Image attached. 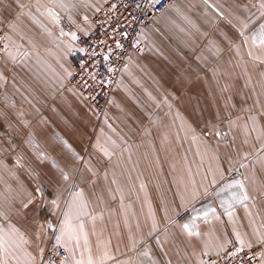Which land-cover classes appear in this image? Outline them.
Listing matches in <instances>:
<instances>
[{
    "label": "crops",
    "instance_id": "0c3cea01",
    "mask_svg": "<svg viewBox=\"0 0 264 264\" xmlns=\"http://www.w3.org/2000/svg\"><path fill=\"white\" fill-rule=\"evenodd\" d=\"M104 1L0 0L6 42L0 53V145L33 147V152L23 147L0 151V160L19 163L14 172L25 182L0 187V264H40L50 216L60 237L57 246L66 252L59 264H88L89 257L93 264H199L202 252H218L230 242L260 245L259 264H264V117L258 120L260 132L250 135L245 129L239 134L242 140L232 141L240 145L239 152L234 149L227 159L219 154L241 161L229 172L227 186L220 183L227 170L222 172L219 157L209 154L216 167L206 168L204 177L194 181L186 157L175 156L172 144L156 151L157 144L171 143L170 133L160 130L158 140L149 122L140 131L141 120L135 122L140 106L123 104L128 79L161 86L173 103L170 112L180 111L199 130L200 136L189 137L188 123L182 126L187 143H203L208 133L178 97L212 95V110L220 111L218 96H258L249 110L259 115L264 109L259 100L264 96V56L254 48L264 46L253 43V37L264 25V0H170L143 26L137 42L145 52L140 54L139 47L133 51L96 120L68 77L82 48L79 37L90 32L91 16ZM156 38L167 49L188 54L205 49L197 63H211L213 78L197 79L211 80L210 90L191 86L195 77L189 67L176 72L180 57L162 69L164 61L150 55ZM173 79L181 81L180 90L167 83ZM150 90L157 96V87ZM162 159L169 167L163 175L157 173ZM37 160L74 162L69 171L78 169L83 183L49 187L48 192L63 190L69 197L43 202L40 186L28 179L33 174L40 178L38 165L27 164ZM66 213L72 227L62 235Z\"/></svg>",
    "mask_w": 264,
    "mask_h": 264
},
{
    "label": "rangeland",
    "instance_id": "374dc122",
    "mask_svg": "<svg viewBox=\"0 0 264 264\" xmlns=\"http://www.w3.org/2000/svg\"><path fill=\"white\" fill-rule=\"evenodd\" d=\"M154 45V47L150 48V55L151 57H153V55H157L162 61H164V64L159 65L160 67L162 66V69L166 67V63H168L171 58L176 59L177 57H180V62L178 63L179 65L176 69V72H179L181 70V67H189L195 77L193 80H189V83L195 84L191 86H193L194 88H199L200 92H202L201 87L206 91L210 90L209 87L213 83L211 80L203 78L197 79V77L204 75H209L210 78H213V75L210 72L212 71L213 67L211 63H209V65H202L203 63H197V60H199V58L202 59V52L205 51V49H193L194 52L192 51V54H188L186 49H167L164 43L157 38L154 41ZM138 47L137 51H141L140 54H143L142 52H145V47H143L141 44H139ZM171 50L173 52V57H170ZM254 52H256L258 55L262 54L264 56V48H254ZM204 68L209 72L204 73ZM162 82L165 84L164 80H162ZM167 83L169 84V86L173 87L174 90H180L181 88L180 80L173 79L167 81ZM152 87H157V96H154L152 94L150 90V88ZM158 87L161 86H155L152 82H150V80L143 81L141 79H138L137 77L128 79V81L124 84L123 104L126 107L127 105H139L141 107H138L140 111L136 112V115H138V117L135 119L136 123L141 120L140 131L143 130L142 126L145 124V122H149V124H151L153 128H156L158 140H160V130H166L168 134L170 133L169 136L171 143L167 145L161 144L162 146L157 144L156 151L159 153L164 152L163 148L172 144V153L175 156L180 157L181 155H183L186 157L187 162L184 163L187 165L190 174L194 175L193 180L196 182L200 180V178L204 177L206 168L216 167L213 158L214 156L219 157L222 172H225L224 170H227L226 173L221 176L220 183H224V185L228 186L230 182V179L228 177L229 172L233 170L235 165L238 166V164L241 163L240 160L230 161L229 158L228 160H226L229 156V153L234 152V149L236 152L240 151V145H234L232 141L234 139H236V141L242 140L239 137V134L242 131L244 132L245 129L248 133H250V135H252V133L255 131L260 132L259 128L261 125H263L258 120L261 118L263 119L264 109H262V112L259 113V115H254V112L251 113L249 110V106H251L250 103L252 102V100H258V96L248 98L239 96L226 98L218 96V99L220 100V107L222 109L220 111L212 110V106L210 105L213 98L212 95L178 97V99H183L184 101H186L184 103H186V105L190 108L189 114L193 117V119H195L196 121H200L201 123H205V126L202 130L208 133L207 136L205 135L206 140L202 138L203 143L201 141L200 143H187L184 137V134L187 132V130H184L185 128H182V126L188 123L189 128L192 132V134L190 135L188 131L189 137L195 136V134L196 136H200V134H198L199 130L197 129V126L192 124L189 118H187L180 111L175 110V108H173V110L170 112L169 106L173 103L164 94V91H161ZM259 100H261V103L264 104V96L259 97ZM94 117L96 120L101 118L97 117L95 113ZM169 123H171V126ZM212 136L213 138H211ZM21 147L24 148V152H33V147H31L30 145L19 146L17 144L6 146L0 145V151L14 152L19 150ZM221 153L226 154V159H224L223 156H219V154ZM209 154H212L213 158H210L208 156ZM18 164L19 163L17 161L5 162L3 160H0V187H6L8 185L20 186L22 184H25L23 180L24 178L20 177L19 174H16V172H14L15 170H20V168H18L20 167L18 166ZM27 164H31L33 167H36V165H38L39 169H41L39 170L40 178H37L35 174H33L30 175L28 179L33 180L35 184L40 186L41 193H39L38 195H41L40 197L42 198L43 202L53 203L54 200H59V198L61 201H66L69 197V193L63 192V190L48 192L47 189L49 187H67L68 185L74 183H83L82 181H80V178L78 176V169H76L75 173H70L69 171L71 166L74 165V162L37 160L28 161ZM157 164V173L161 175L167 174L166 171L167 169H169V167L166 160H158ZM235 175L240 178L237 172H235ZM65 176L67 177V179H65ZM30 192V195L33 196L32 199L37 200L36 193H32V189ZM17 195L20 196L24 194L18 192ZM44 211H46L47 213L50 211V209H44ZM46 221H48L47 226L50 224L51 227L56 223V220L54 218H51V216L49 217V219L47 218ZM42 256L39 260L40 264Z\"/></svg>",
    "mask_w": 264,
    "mask_h": 264
},
{
    "label": "built area",
    "instance_id": "2783aa9c",
    "mask_svg": "<svg viewBox=\"0 0 264 264\" xmlns=\"http://www.w3.org/2000/svg\"><path fill=\"white\" fill-rule=\"evenodd\" d=\"M170 0H106L91 16V29L79 37L81 51L72 62L68 83L73 85L102 117L122 68L139 46L143 26L162 12ZM0 24V53L5 49ZM119 45V46H117ZM56 224L49 230L41 264H59L65 257L57 246ZM260 245L241 247L233 242L215 253L202 252L199 264H259Z\"/></svg>",
    "mask_w": 264,
    "mask_h": 264
},
{
    "label": "snow or ice",
    "instance_id": "6c2138e0",
    "mask_svg": "<svg viewBox=\"0 0 264 264\" xmlns=\"http://www.w3.org/2000/svg\"><path fill=\"white\" fill-rule=\"evenodd\" d=\"M261 8L264 9V3H261ZM261 15H264V12H261ZM73 39H75V35H73ZM259 43L261 46H264V25H261V31L260 33L257 35V36H254L253 37V43ZM119 46V45H117ZM65 179H67V177L65 176ZM78 196L81 195V194H77ZM246 198V197H245ZM53 203L55 204V201H53ZM195 219V218H194ZM48 227L50 228L51 225L49 224ZM71 223H70V217H69V214L66 213L65 214V222H64V226L62 227V235H64V231L65 229H67L69 232L71 231ZM80 228L82 229L83 228V225L81 224L80 225ZM184 228L185 229H188L189 228V225L188 224H185L184 225ZM192 234V233H190ZM57 240L59 242L60 240V237H57ZM4 244V240L3 238H0V247H2ZM76 264H83L82 261H77ZM88 264H93V261L91 260V258L89 257V260H88Z\"/></svg>",
    "mask_w": 264,
    "mask_h": 264
}]
</instances>
